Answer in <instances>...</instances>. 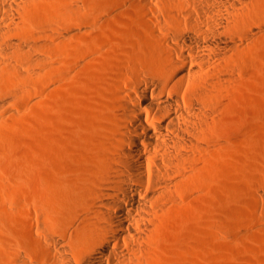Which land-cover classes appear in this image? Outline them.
<instances>
[{
    "label": "bare ground",
    "instance_id": "bare-ground-1",
    "mask_svg": "<svg viewBox=\"0 0 264 264\" xmlns=\"http://www.w3.org/2000/svg\"><path fill=\"white\" fill-rule=\"evenodd\" d=\"M138 1L131 8L143 17L145 46L128 44L121 61L133 80H112L103 107L73 126L74 144L63 152L52 95L68 71L59 52L84 45L93 32L57 16L77 2L86 22L106 9L89 0H0V128L17 117L18 98L37 95L43 106L45 148L35 172H27L36 264H145L169 216L193 203L197 180L213 167L221 87L235 71L229 54L239 35H250L230 24L243 19L252 0H166L168 17L150 0ZM41 2L57 14L44 20ZM33 182L58 195L59 226L46 225V196L33 191ZM12 251L16 259L30 256L19 246Z\"/></svg>",
    "mask_w": 264,
    "mask_h": 264
},
{
    "label": "rangeland",
    "instance_id": "rangeland-1",
    "mask_svg": "<svg viewBox=\"0 0 264 264\" xmlns=\"http://www.w3.org/2000/svg\"><path fill=\"white\" fill-rule=\"evenodd\" d=\"M89 1L105 8L104 16L91 13L87 22L81 20L79 2L57 16L93 32L84 45L79 41L59 52L68 71L59 77L64 82L52 95L59 105L63 152L74 144L73 126L87 124L103 107L112 80H121L120 74L133 80L121 64L128 44L145 46L143 17L131 8L140 6V1ZM150 1L160 16L168 17L166 0ZM49 6L41 2L38 9L44 20L57 14ZM242 17L230 28L250 35L247 40L239 35L237 50L229 54L235 71L221 87L227 99L212 130L218 138L213 167L197 180L193 203L169 216L170 225L161 229L145 264H264V0H252ZM162 24L170 27L165 19ZM30 89L41 91L40 86ZM13 111L17 117L0 128V264H36L38 246L31 243L28 232L36 219H28L27 172H35L45 148L43 106L37 95H25ZM32 185L33 191L45 193L46 225L59 226L53 207L58 195L48 194L45 185L40 190L35 182ZM47 235L43 232L41 237ZM14 246L29 249L30 256L16 259Z\"/></svg>",
    "mask_w": 264,
    "mask_h": 264
}]
</instances>
